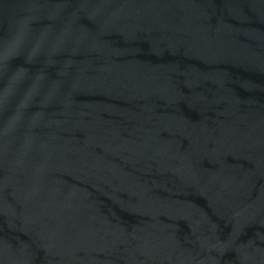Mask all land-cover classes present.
<instances>
[{
  "label": "water",
  "instance_id": "1",
  "mask_svg": "<svg viewBox=\"0 0 264 264\" xmlns=\"http://www.w3.org/2000/svg\"><path fill=\"white\" fill-rule=\"evenodd\" d=\"M0 264H264V0H0Z\"/></svg>",
  "mask_w": 264,
  "mask_h": 264
}]
</instances>
